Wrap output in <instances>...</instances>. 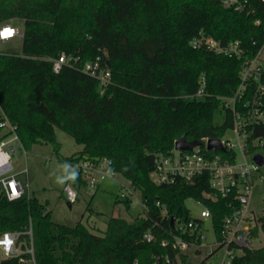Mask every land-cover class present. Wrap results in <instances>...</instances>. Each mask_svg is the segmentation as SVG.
Masks as SVG:
<instances>
[{"label":"trees","instance_id":"trees-1","mask_svg":"<svg viewBox=\"0 0 264 264\" xmlns=\"http://www.w3.org/2000/svg\"><path fill=\"white\" fill-rule=\"evenodd\" d=\"M254 5L264 16L263 4ZM12 18L24 21L25 34L21 53L0 56V121L6 116L17 126L25 149L51 143L59 152L57 130L71 135L83 149L65 158L66 164L109 158L117 174L141 192L145 215L132 222L111 217L97 233L83 221H54L48 203L28 192L9 200L0 184V235L32 224L36 264H193L172 245L174 233L181 234L173 229L175 221L192 220L187 200H201L220 230L231 211L228 201L205 197L212 191L207 175L158 184L151 174L157 155L168 154L183 135L191 141L221 138L232 124L230 113L223 112L220 125L214 118L239 84L242 60L194 48L191 40L203 32L252 47L263 37L262 26L224 8L221 0H0V22ZM63 52L82 62L107 52L111 83L101 86L81 67L65 65L56 72L53 59ZM202 76L206 94L198 97ZM250 131L264 139V125ZM125 203L129 208L131 199ZM261 223L264 231V218ZM148 231L155 235L152 242L144 238ZM0 264L34 263L10 258ZM198 264H210L209 258ZM234 264H264V247L246 250Z\"/></svg>","mask_w":264,"mask_h":264},{"label":"built area","instance_id":"built-area-1","mask_svg":"<svg viewBox=\"0 0 264 264\" xmlns=\"http://www.w3.org/2000/svg\"><path fill=\"white\" fill-rule=\"evenodd\" d=\"M255 2L263 4L264 0H221L224 8L234 10L253 17L254 24L262 26L263 37L254 39L252 47L243 45L240 40L223 43L214 37L207 36L203 32L191 40L194 48H207L208 50L229 57L241 59L239 84L232 95L222 99L223 112L231 114L232 124L226 129L225 134L219 138L224 149L209 148L211 137H204L199 145L192 150H179L174 148L168 153H159L156 157V165L151 174L154 182L158 184H173L178 180L193 182L200 176L207 175L211 181V192H205L206 198L216 200L219 197L226 198L231 211L222 220V227L217 229L212 221V211L203 201H195L202 205L200 215L194 216L189 222L175 221L172 245L175 249L186 253L193 249L201 251L210 246L208 252L210 264H234L244 255L246 250H256L253 241L258 238L264 218V196L260 202L254 205V191L257 186H264V165L255 160V155L261 153L264 148L263 138H252L250 127L264 125V16L259 14ZM21 20L12 18L0 22V44L23 38L25 31L16 25ZM10 31L11 34H6ZM10 52L0 50V56ZM104 61H108V53L98 57L94 61L82 62L80 56L61 53L53 59V67L59 72L65 65L82 68L91 76L97 78L103 87L111 83L112 72ZM205 77L202 76V86L196 96L206 94ZM0 128L7 129L11 134L0 141V184L9 200H17L28 192V185L18 179L19 173H10L13 170L11 151H14L13 141L20 139L16 133L17 126L12 124L5 116L0 121ZM233 133L237 142L227 137V133ZM254 147V149H253ZM262 154V153H261ZM70 178L65 186V193L69 203L74 204L79 197V187L85 186L95 191L101 180L113 178L117 172L107 157L82 159L69 163ZM80 176L77 184L74 177ZM127 197L126 194H122ZM166 214V208H163ZM210 225V228L207 226ZM212 233L214 241L207 242ZM25 234L28 240H22ZM186 236L190 239H186ZM145 240L152 242L155 235L148 231ZM207 242V243H206ZM170 241L164 240L163 245H170ZM219 250H224L226 256L212 261ZM18 258L23 263H34L35 249L33 240V227L24 232L5 231L0 235V259ZM170 263V259L167 260ZM135 264H139L135 262ZM154 264H158L156 261Z\"/></svg>","mask_w":264,"mask_h":264},{"label":"rangeland","instance_id":"rangeland-1","mask_svg":"<svg viewBox=\"0 0 264 264\" xmlns=\"http://www.w3.org/2000/svg\"><path fill=\"white\" fill-rule=\"evenodd\" d=\"M16 25L22 32L25 31L23 20H19ZM22 47L23 38L0 44V50L8 52L21 53ZM214 121L217 125L222 124L223 111L219 110L215 113ZM6 132V129H1L0 137ZM57 137L61 144L59 152L51 143L34 144L25 149L18 141H13L14 151H11L13 170L10 172L20 173V180L28 185V193L48 203V209L52 212L54 221L72 226L83 221L92 228H96L97 233H102L106 230L111 217H122L132 222L136 217L145 215L141 192L133 189L130 182L120 174L101 180L95 191L85 186L79 187L78 200L71 205L65 193L70 166L64 162V159L80 152L83 145L60 129L57 130ZM227 137L232 138L234 142L238 141L231 132L227 133ZM260 151L264 156V148ZM123 193L127 197H123ZM262 196H264V186L260 185L254 191V205L261 201ZM128 197L131 199L129 208L125 203ZM187 206L194 216L200 215L202 205L197 204L195 200H187ZM207 226L210 228L208 223ZM212 241H214V236L211 233L207 242ZM253 246L256 249L264 247V231H260L258 238L253 241ZM211 249L210 246L197 252L189 249L186 254L193 264H198L203 259L209 258L207 256ZM224 256L229 258L224 250H219L215 258L211 260L216 261Z\"/></svg>","mask_w":264,"mask_h":264},{"label":"water","instance_id":"water-1","mask_svg":"<svg viewBox=\"0 0 264 264\" xmlns=\"http://www.w3.org/2000/svg\"><path fill=\"white\" fill-rule=\"evenodd\" d=\"M200 141L198 140H188L185 135H183L180 139H178L175 142V148L179 150H192L195 146L199 145ZM209 148H217V149H224V146L221 143V140L219 138H211L209 141ZM255 160L261 164L264 165V156L261 153H257L255 155ZM175 218H172V221L174 222Z\"/></svg>","mask_w":264,"mask_h":264},{"label":"snow or ice","instance_id":"snow-or-ice-1","mask_svg":"<svg viewBox=\"0 0 264 264\" xmlns=\"http://www.w3.org/2000/svg\"><path fill=\"white\" fill-rule=\"evenodd\" d=\"M6 34L10 35V34H11V32H10V31H7V32H6Z\"/></svg>","mask_w":264,"mask_h":264},{"label":"crops","instance_id":"crops-1","mask_svg":"<svg viewBox=\"0 0 264 264\" xmlns=\"http://www.w3.org/2000/svg\"><path fill=\"white\" fill-rule=\"evenodd\" d=\"M6 130H7V129H6ZM7 132H8V130H7ZM7 132H6V133H7ZM19 176H20V173H19V174H18V176H17V177H18V179H20V178H19Z\"/></svg>","mask_w":264,"mask_h":264}]
</instances>
